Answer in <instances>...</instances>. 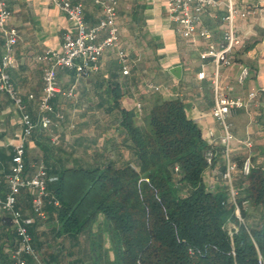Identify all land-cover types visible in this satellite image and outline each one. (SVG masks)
<instances>
[{"label": "crops", "instance_id": "1", "mask_svg": "<svg viewBox=\"0 0 264 264\" xmlns=\"http://www.w3.org/2000/svg\"><path fill=\"white\" fill-rule=\"evenodd\" d=\"M72 1L83 3L88 26L98 23L101 11L92 0ZM233 1L236 9L245 13V17L238 14L234 19L242 45L236 49L230 66L219 67L218 79L231 96L245 98L253 88L261 92L246 110H237L231 115L235 136L231 155L241 160L246 152L243 142L250 139L252 162L264 168V0ZM7 4L12 12L8 24L19 35L15 65L9 69V74L24 99L26 111L36 121L43 85L42 64L36 57L46 49L60 50L64 36L67 33L76 36L77 30L50 0H7ZM226 12V6L220 5L203 13L198 29H207L211 34L209 39L197 34L185 38L170 21L166 0H119L120 46L133 61L129 74H122L114 50L106 51L96 71L77 74L74 69H59L57 78L61 93L52 103L64 118L55 121L49 129H35L25 148L27 173L33 175L36 164H44V146H55L46 159L52 169L62 159L68 167L75 161L83 165L86 158L91 160L89 156L97 153H108L111 157L122 153L127 158L129 152L120 123V111L141 116L155 103L176 98L183 102L187 116L197 124L203 137L215 148L219 146L221 131L211 115L214 101L212 80L216 67L213 58L204 54L210 45L218 48L222 43V34L227 26L222 17ZM3 50L0 34V64ZM242 65L249 67L250 76L240 86L236 77ZM174 67H179V70H174ZM202 71L205 77L199 79L198 74ZM150 85L158 87V90L150 88ZM137 103L141 104L140 109ZM18 118L19 113L12 102L0 93V184L7 177L13 148L20 138ZM221 159L219 157L204 173L205 182L213 189L222 185L217 176ZM26 204L22 196L19 197V205H25L22 212L32 217ZM4 218L0 211V223ZM50 227L51 224L45 221L39 226V231L47 234ZM47 243L50 248L54 247ZM3 248L4 252L9 249L7 245Z\"/></svg>", "mask_w": 264, "mask_h": 264}, {"label": "trees", "instance_id": "2", "mask_svg": "<svg viewBox=\"0 0 264 264\" xmlns=\"http://www.w3.org/2000/svg\"><path fill=\"white\" fill-rule=\"evenodd\" d=\"M120 113L127 158L97 153L83 165L75 161L68 167L62 159L52 169L46 159L55 146H44L46 218L34 213L32 192L22 188L17 194V209L25 206L19 205L22 196L31 210L28 230L41 259L47 264H264V168L253 164L248 175L234 174L240 194L233 203L221 179L223 159L217 175L222 185L205 184L204 172L222 149L216 146L209 165L206 151L216 148L180 99L155 103L141 116ZM24 161L27 166L25 155ZM7 189L5 179L1 197ZM3 214L0 256L2 264H14L11 252L19 242L10 216ZM45 221L51 224L47 234L39 231Z\"/></svg>", "mask_w": 264, "mask_h": 264}, {"label": "built area", "instance_id": "3", "mask_svg": "<svg viewBox=\"0 0 264 264\" xmlns=\"http://www.w3.org/2000/svg\"><path fill=\"white\" fill-rule=\"evenodd\" d=\"M101 11V17L94 26H88L84 19V5L81 1L72 0H50L51 4L60 9L76 30V36L67 33L64 36L60 50L46 49L37 55L36 59L42 64V92L38 100V120L34 121L26 111V106L21 93L16 89L11 80L9 69L15 65V46L18 43L19 35L17 30L10 26L9 20L12 16L8 8L7 0H0V34L3 37L4 53L0 64V92L7 95L14 108L19 113V124L21 134L19 141L13 148L11 171L6 177L8 189L4 197L0 196V211L10 216L12 227L18 239V246L12 250L11 259L14 264H28L27 259H32L34 264H47L32 245V236L28 225L33 217L24 214L16 207V196L22 188L28 189L33 194L32 208L34 213L45 217L43 211V197L46 195L47 171L42 163L36 164V171L29 175L26 171L24 161L27 141L32 137L36 128L49 129L55 121H62L64 116L54 109L52 100L61 93L57 71L59 69H74L77 74L86 71H96L99 68L100 59L108 50L116 52L118 62L122 68V74H129L133 61L129 53L120 46V29L117 23L119 0H92ZM225 5L226 14L222 20L226 23V30L222 34V43L218 48L209 46L204 56H210L215 63L216 72L212 80L214 94L211 115L216 121L221 134L219 135V146L222 149L220 155L224 161V170L221 179L228 190V196L233 203L239 197L240 191L235 187L233 176L236 172L248 175L253 167L252 142L246 139L243 143L246 152L241 160H236L231 155V144L235 140L232 132L231 115L237 110H246L250 103L260 94L261 90L251 89L245 98L231 96L228 90H224L218 79V69L222 66H230L234 61L236 49L242 45L238 35L234 19L240 13L233 0H166V10L170 21L175 25V30L182 37L199 35L204 39L211 37L207 29H198L203 13L209 8H216ZM250 76V69L247 65L240 66L236 77V83L244 85ZM205 73L198 74L203 79ZM150 88L158 90V87L150 85ZM141 104L137 103L140 109ZM216 156L215 149H208L205 157L209 165ZM58 205L57 201H54ZM236 205V204H235ZM236 215L241 221L239 209L236 206ZM1 246V238H0ZM0 264L2 259L0 256Z\"/></svg>", "mask_w": 264, "mask_h": 264}, {"label": "rangeland", "instance_id": "4", "mask_svg": "<svg viewBox=\"0 0 264 264\" xmlns=\"http://www.w3.org/2000/svg\"><path fill=\"white\" fill-rule=\"evenodd\" d=\"M205 173V172H204ZM205 181V180H204ZM205 184L208 186V184L205 182ZM249 212L250 213H254L255 211L254 210H252L251 208H249Z\"/></svg>", "mask_w": 264, "mask_h": 264}, {"label": "water", "instance_id": "5", "mask_svg": "<svg viewBox=\"0 0 264 264\" xmlns=\"http://www.w3.org/2000/svg\"><path fill=\"white\" fill-rule=\"evenodd\" d=\"M178 68H179V67H174V70H179Z\"/></svg>", "mask_w": 264, "mask_h": 264}]
</instances>
